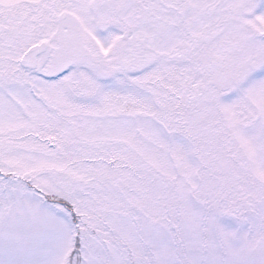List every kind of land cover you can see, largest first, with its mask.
<instances>
[{
    "label": "snow or ice",
    "instance_id": "snow-or-ice-1",
    "mask_svg": "<svg viewBox=\"0 0 264 264\" xmlns=\"http://www.w3.org/2000/svg\"><path fill=\"white\" fill-rule=\"evenodd\" d=\"M0 264H264V0H0Z\"/></svg>",
    "mask_w": 264,
    "mask_h": 264
}]
</instances>
